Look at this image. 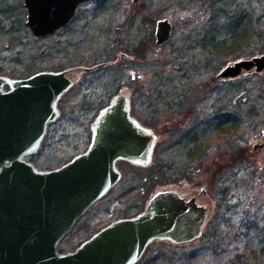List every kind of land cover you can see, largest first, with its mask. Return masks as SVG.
Returning a JSON list of instances; mask_svg holds the SVG:
<instances>
[{
    "label": "rangeland",
    "instance_id": "1",
    "mask_svg": "<svg viewBox=\"0 0 264 264\" xmlns=\"http://www.w3.org/2000/svg\"><path fill=\"white\" fill-rule=\"evenodd\" d=\"M5 1L9 16H20L23 26L11 17L10 30L0 35V75L23 78L112 61L80 73L62 94L59 114L30 162L50 169L84 151L90 124L122 88L129 90L131 114L159 136L148 167L119 162V181L75 221L58 250H73L111 220L136 215L140 211L131 206L141 198L142 210L159 188L191 193L209 185L214 206L202 236L179 244L152 241L134 264H235L229 261L239 255L264 264V69L218 75L238 59L264 55V0H223L216 6L205 0L86 1L66 26L41 38L25 25L22 0ZM139 3L148 8L150 21H143ZM235 9L258 27L244 39H233L226 26ZM164 17L172 23L171 37L156 46L155 21ZM225 117L236 124H223ZM216 123L228 131L217 130ZM237 151L243 152L238 164H226L217 175L218 164ZM211 175L216 179L206 181ZM157 254L165 259L153 261Z\"/></svg>",
    "mask_w": 264,
    "mask_h": 264
},
{
    "label": "water",
    "instance_id": "2",
    "mask_svg": "<svg viewBox=\"0 0 264 264\" xmlns=\"http://www.w3.org/2000/svg\"><path fill=\"white\" fill-rule=\"evenodd\" d=\"M86 1L96 0H22L24 23L32 35L44 37L65 26ZM171 33L168 18L155 21L156 44ZM103 65L39 70L23 78L0 75V264H134L152 241L179 244L201 235L210 206L167 186L153 192L136 215L111 220L73 250H58L75 221L119 181L118 160L148 165L157 140L131 114L129 90L121 89L90 124L84 151L50 169L28 160L58 116L62 94L80 73ZM252 68L264 69V55L237 60L218 75Z\"/></svg>",
    "mask_w": 264,
    "mask_h": 264
},
{
    "label": "trees",
    "instance_id": "3",
    "mask_svg": "<svg viewBox=\"0 0 264 264\" xmlns=\"http://www.w3.org/2000/svg\"><path fill=\"white\" fill-rule=\"evenodd\" d=\"M220 1H223V0H205V2L211 3L210 5H212L213 3L216 2L215 3V6ZM9 10H10V5L8 3H6L5 0H0V35H3L5 33H7L8 32V29L10 30V26L7 28V26H8L7 23H9L8 20L11 17L13 19V22H16V24L18 26H20V28H21V25L23 26V23H21L22 22V18L20 16H17V15H14L15 17H17V19L16 18H13V15L12 16H9L10 15ZM137 10H138V12L140 14L143 15V21H146L147 19H148V21H150L149 19H152L149 16L148 8L145 5L139 3V5L137 6ZM226 26H227V29L229 28L228 31L230 32V34L235 35L234 37L232 36L233 39H235V38H238V39L239 38H243L244 39L245 36L249 33V31L251 29L254 28L253 31H255V32L258 30L257 24H252L251 21H247L246 16H244V13L240 9H238V10H236V9L235 10H232L231 13L228 14V17L226 18ZM3 29H5V31H2ZM228 31L226 33H227L228 37H230V35L228 34ZM250 35L252 36V33ZM149 39H150L151 43H153V36H152V34H151V36H150ZM242 40H239V41H242ZM236 41L237 40H234V42H236ZM135 53L141 55V57H142V52L139 51L138 49H135ZM225 118L226 119L223 121V124L225 122H227V121H231L232 124H236L234 119L228 120L227 117H225ZM215 126L217 127L216 128L217 130L218 129H221V132L222 133L228 131V129L227 128H224V125H221L220 123H216ZM238 153H239V157L241 159L243 152L238 151ZM137 168L138 169H144L142 167H137ZM138 175L141 176L142 173H139ZM140 200H141V198H140ZM140 200H138L139 202L135 203L131 207L132 208L135 207L138 211H141V209H139L140 208ZM201 236H202V234L197 239H199ZM167 243H169V242H167ZM170 244H172V243H170ZM156 256H157V258H156ZM154 259H158V260L162 261L165 258L163 257V255L157 254V255H154L153 261H154ZM169 259H172V256L169 257ZM229 262H231V263H235L236 262L235 264H250V261L249 260L248 261H247V259L243 260L240 257V255L238 257V261L237 260H233V261L231 260Z\"/></svg>",
    "mask_w": 264,
    "mask_h": 264
},
{
    "label": "flooded vegetation",
    "instance_id": "4",
    "mask_svg": "<svg viewBox=\"0 0 264 264\" xmlns=\"http://www.w3.org/2000/svg\"><path fill=\"white\" fill-rule=\"evenodd\" d=\"M75 13H76V11H75ZM75 16V15H74ZM73 16V17H74ZM72 17V18H73ZM72 18L69 20V22L72 20ZM68 22V23H69ZM67 23V24H68ZM66 24V25H67ZM65 25V26H66ZM64 27V26H63ZM62 28V27H61ZM61 28H59V29H61ZM58 30V29H57ZM50 35V34H49ZM47 36V35H46ZM45 37V36H44ZM155 39V38H154ZM167 43V42H166ZM165 44V43H164ZM157 46H160L159 44H156ZM163 45V44H162ZM119 59V55L117 56V59L115 60V61H117ZM239 60V59H238ZM112 61H109V62H105V65H103V66H106L107 64H109V63H111ZM93 66V65H92ZM103 66H101V67H103ZM98 68H100V67H98ZM97 69V68H96ZM95 70V69H94ZM91 71H93V70H91ZM87 72H90V71H87ZM87 72H83V73H87ZM122 89H124V88H122ZM114 95V94H113ZM112 95V96H113ZM111 96V97H112ZM111 97H110V99H111ZM110 99H109V101H110ZM109 103V102H108ZM107 104V103H106ZM154 132V131H153ZM155 133V135L157 136V140H156V142H155V145H154V149H155V146H156V143H157V141H158V135L156 134V132H154ZM258 146H261V144H258ZM154 152V151H153ZM256 152H259V150L258 151H256ZM255 153V152H254ZM239 160H240V157H239V153H238V151L236 152V153H234L233 154V156L230 158V159H226V161H223V162H225V164L224 165H222V164H218V166H217V170H216V173H217V175H222L223 174V171L225 170L224 168H225V165L226 164H228V163H231L232 164V167H233V164L234 165H237L238 164V162H239ZM119 162H127L126 160H118V162H117V165L119 164ZM127 163H129V161L127 162ZM131 163V162H130ZM147 167H148V165H146ZM216 173H215V175H216ZM215 175H211L210 177H207V180L206 181H211L212 182V180H214V179H216L214 176ZM201 188H203L204 190H201ZM201 188L199 189V190H197V191H194V192H188L189 193V195H193L194 196V199H195V202H197V203H200V204H202V205H209L210 206V211H212V208H213V206H214V204H213V201H212V198H211V193L209 192V185L207 186H205V185H203V186H201ZM201 190V191H200ZM213 204V205H212ZM211 213V212H210ZM209 213V214H210ZM209 216V215H208ZM207 216V217H208Z\"/></svg>",
    "mask_w": 264,
    "mask_h": 264
},
{
    "label": "bare ground",
    "instance_id": "5",
    "mask_svg": "<svg viewBox=\"0 0 264 264\" xmlns=\"http://www.w3.org/2000/svg\"><path fill=\"white\" fill-rule=\"evenodd\" d=\"M155 40V39H154ZM159 45H162V44H159Z\"/></svg>",
    "mask_w": 264,
    "mask_h": 264
}]
</instances>
